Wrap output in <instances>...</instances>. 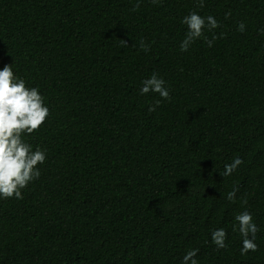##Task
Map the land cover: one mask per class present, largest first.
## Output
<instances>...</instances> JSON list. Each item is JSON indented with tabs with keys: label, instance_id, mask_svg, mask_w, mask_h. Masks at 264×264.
Listing matches in <instances>:
<instances>
[{
	"label": "trees",
	"instance_id": "16d2710c",
	"mask_svg": "<svg viewBox=\"0 0 264 264\" xmlns=\"http://www.w3.org/2000/svg\"><path fill=\"white\" fill-rule=\"evenodd\" d=\"M136 3L0 0V67L50 107L25 136L47 149L41 176L0 200V264H181L193 248L199 264H264V0ZM190 11L220 22L212 47L180 50ZM153 72L171 99L149 112L161 98L139 88ZM245 209L259 247L242 256ZM221 227L225 249L211 242Z\"/></svg>",
	"mask_w": 264,
	"mask_h": 264
},
{
	"label": "clouds",
	"instance_id": "9594fccd",
	"mask_svg": "<svg viewBox=\"0 0 264 264\" xmlns=\"http://www.w3.org/2000/svg\"><path fill=\"white\" fill-rule=\"evenodd\" d=\"M160 0H152L153 4ZM141 0H137L136 8L140 7ZM198 6H205L204 0H198ZM231 15L230 12L225 14ZM181 24L187 28L184 39L180 42V50L187 52L190 46L198 39L204 38L209 47L213 41L208 40L205 32L220 26L214 15H201L198 11H190L182 17ZM239 32L246 30L244 22L237 26ZM264 34V28L259 29ZM124 44H128L123 40ZM140 47L147 51L149 46L143 40ZM140 95L156 93L161 98L154 105H149L148 111L154 112L164 100H170V88L166 80L158 73L153 72L141 81ZM50 116V107L38 86L29 85L28 81L19 75L13 68V63L0 67V200L15 198L22 200L23 191L31 182L41 176L40 165L47 160V149L33 146L25 136L41 128ZM243 163L239 157L226 164L221 172L223 177L230 176ZM238 189L227 193V200L234 201ZM233 231L238 232L241 238L240 254L247 255L250 251L256 252V242L259 227L254 221L251 211L245 209L233 217ZM211 242L218 249L228 247V231L225 228H216L211 232ZM198 249H189L183 255L181 264H199Z\"/></svg>",
	"mask_w": 264,
	"mask_h": 264
}]
</instances>
